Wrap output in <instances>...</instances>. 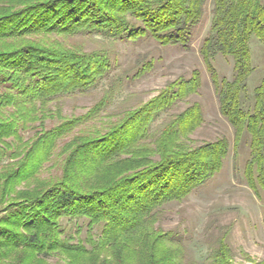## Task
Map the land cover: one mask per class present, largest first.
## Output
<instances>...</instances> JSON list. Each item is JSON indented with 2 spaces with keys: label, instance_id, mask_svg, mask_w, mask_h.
Here are the masks:
<instances>
[{
  "label": "trees",
  "instance_id": "trees-1",
  "mask_svg": "<svg viewBox=\"0 0 264 264\" xmlns=\"http://www.w3.org/2000/svg\"><path fill=\"white\" fill-rule=\"evenodd\" d=\"M206 2L0 0V264H185L181 238L158 225L163 207L214 177L230 149L224 136L191 137L204 121L200 103L187 102L200 75L110 111L119 84L111 51L87 50L78 37H147L188 50ZM252 36L264 46V0H212L199 51L235 150L248 136L245 179L264 193V76L247 88ZM219 54L232 59L230 79L213 64ZM101 83L85 112L63 113L64 98ZM180 103L187 105L177 111ZM69 223L76 235L66 233ZM207 260L233 264L223 243Z\"/></svg>",
  "mask_w": 264,
  "mask_h": 264
},
{
  "label": "rangeland",
  "instance_id": "rangeland-1",
  "mask_svg": "<svg viewBox=\"0 0 264 264\" xmlns=\"http://www.w3.org/2000/svg\"><path fill=\"white\" fill-rule=\"evenodd\" d=\"M211 8L212 0H207L204 16L195 28L188 50L161 46L147 37L137 42L118 39L104 43L98 37H78V40L84 43L87 50L105 45L111 51L114 66L111 76L117 77L119 84L118 95L107 108L110 111L146 102L168 82L199 73L201 86L187 102L200 103L204 121L191 137L196 143H202L224 136L229 142V153L214 177L183 201L171 202L163 207L158 225L181 238L185 264H208L210 251L217 249L220 243L228 246L233 264H264V193L260 188L254 191L244 176L249 157L248 136H243L235 150L233 129L219 112L215 89L199 51L210 27ZM250 47L254 70L247 79V88L252 93L264 76V46L252 36ZM146 64L150 65L145 73L135 77L137 70ZM213 64L220 77H232L230 57L219 54ZM105 85L101 83L89 93L64 98L63 113L85 112L101 96ZM186 105L180 103L176 110L180 111ZM78 224L82 227L79 237L84 238L85 223L80 220ZM65 227L67 234L76 235V224L69 223Z\"/></svg>",
  "mask_w": 264,
  "mask_h": 264
}]
</instances>
